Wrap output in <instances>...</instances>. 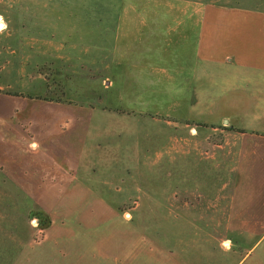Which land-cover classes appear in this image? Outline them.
<instances>
[{"label":"crops","instance_id":"0c3cea01","mask_svg":"<svg viewBox=\"0 0 264 264\" xmlns=\"http://www.w3.org/2000/svg\"><path fill=\"white\" fill-rule=\"evenodd\" d=\"M195 42L187 63L190 71L206 66L213 83L219 74L215 67L222 68L221 98L209 100L221 106L223 148L227 155L232 152L228 158L233 167L225 168L219 185L222 197L212 191L214 178L206 176V183H200L202 162L215 155L208 130L195 125L188 129L186 123L196 117L170 110L172 114H166L171 104L181 106L180 98L169 103L163 98L153 110L144 101L140 91H149L148 76L163 72L162 67L149 68V57L143 61L147 51L128 54L126 67L111 64L109 82H101L103 91L94 102L35 97L15 102L0 94V250L13 242L9 247L18 254L16 264H83L94 242L80 227L100 208L119 225V203H209L210 198L221 204L207 211L220 213L222 219L218 224L224 239L218 246L226 247L221 264H264V12L239 8L238 17L217 18L215 10L207 8L196 22ZM157 78L159 82L162 77ZM123 81L139 91L131 109H122L118 92ZM104 93H111L109 105ZM151 111L155 117L147 115ZM30 212L50 219L41 240L34 220L28 219ZM125 229L133 255L116 264H139L135 229ZM191 245L176 253H197L198 245ZM215 247L210 249L215 252ZM158 251L161 264H175L167 261L165 251Z\"/></svg>","mask_w":264,"mask_h":264},{"label":"rangeland","instance_id":"374dc122","mask_svg":"<svg viewBox=\"0 0 264 264\" xmlns=\"http://www.w3.org/2000/svg\"><path fill=\"white\" fill-rule=\"evenodd\" d=\"M207 8L214 9L217 18L227 14L233 18L238 17L239 8L264 12V0H0V21L4 25L0 28V87H3L0 94L15 102H27L26 98L32 97L44 101L94 102L103 91L101 82L107 78L109 82L111 64L126 67L128 54L132 57L134 52L147 51L142 58L149 57V68L162 67L163 72L148 76L149 91H140L144 101H149L153 110L154 104L163 98L167 103L180 98L181 106L171 104L166 114H172L170 110L183 117H196L186 123L188 129L195 125L208 130V141L215 146V155L208 163L202 162L200 183H206V176L214 178L212 191L222 197L219 185L225 168L233 167L228 158L232 152L227 155L228 149L223 148L221 106H212L209 101L221 98L222 68L215 67L219 74L214 78L218 79L213 78L210 83L206 66H199L197 73L195 67L190 71L191 66H187L195 50L196 22L206 16ZM97 68L106 71L99 74ZM157 76L162 77L159 82ZM208 84L218 90L214 93ZM119 85L122 109L133 108L130 103L139 91L124 81ZM174 86H180L179 91ZM41 91L44 95H35ZM107 94L109 97L103 95L109 105L111 93ZM11 96L16 97L9 100ZM147 113L155 117L154 112ZM218 205L221 204L211 198L209 203H119L116 209L119 225L114 216L100 208L97 216L80 227V233L94 242L93 252L86 254L82 263H121L127 254H132L125 229L131 225L136 232L134 248L139 264H161L162 252L158 255V250L165 251L168 262L176 260L175 264H221L226 247V243L218 246L224 239L222 219L216 211L207 213L208 207L212 211ZM178 210L183 214L175 217ZM32 213L39 212L28 214L29 221L34 220L37 226ZM37 230V240H41L43 229L37 226ZM192 230L197 234L193 236ZM146 244L150 248L143 247ZM191 244L198 245L197 253H176ZM5 245L7 249L0 250L1 264H16L18 254L9 247L14 243L9 241ZM211 246L217 250L214 252Z\"/></svg>","mask_w":264,"mask_h":264},{"label":"trees","instance_id":"16d2710c","mask_svg":"<svg viewBox=\"0 0 264 264\" xmlns=\"http://www.w3.org/2000/svg\"><path fill=\"white\" fill-rule=\"evenodd\" d=\"M45 100V99H44ZM30 216L37 220V226L45 229L50 225V219L47 215L41 213H32Z\"/></svg>","mask_w":264,"mask_h":264},{"label":"snow or ice","instance_id":"6c2138e0","mask_svg":"<svg viewBox=\"0 0 264 264\" xmlns=\"http://www.w3.org/2000/svg\"><path fill=\"white\" fill-rule=\"evenodd\" d=\"M4 25H3V22L0 21V28H2Z\"/></svg>","mask_w":264,"mask_h":264}]
</instances>
